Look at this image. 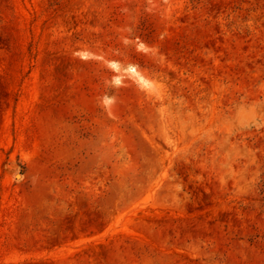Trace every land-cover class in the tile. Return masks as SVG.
<instances>
[{"label": "rangeland", "instance_id": "rangeland-1", "mask_svg": "<svg viewBox=\"0 0 264 264\" xmlns=\"http://www.w3.org/2000/svg\"><path fill=\"white\" fill-rule=\"evenodd\" d=\"M0 264H264V0H0Z\"/></svg>", "mask_w": 264, "mask_h": 264}]
</instances>
